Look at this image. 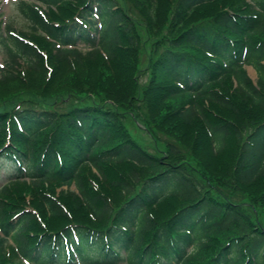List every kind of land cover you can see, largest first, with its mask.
<instances>
[{
    "label": "trees",
    "instance_id": "obj_1",
    "mask_svg": "<svg viewBox=\"0 0 264 264\" xmlns=\"http://www.w3.org/2000/svg\"><path fill=\"white\" fill-rule=\"evenodd\" d=\"M15 5L0 264H264V0Z\"/></svg>",
    "mask_w": 264,
    "mask_h": 264
},
{
    "label": "rangeland",
    "instance_id": "obj_2",
    "mask_svg": "<svg viewBox=\"0 0 264 264\" xmlns=\"http://www.w3.org/2000/svg\"><path fill=\"white\" fill-rule=\"evenodd\" d=\"M15 4H16V0H0V17H2V20H4L5 23L12 21L18 30H23V29L27 30L28 27H26V24L22 20L21 16L18 15ZM144 39H146V37ZM81 48L85 49L84 47H81ZM1 52H2V54H4L2 50H1ZM140 55H141L140 56V65L141 66L139 68L144 70V68L146 66H148L147 62H148V55L149 54L144 51L143 53H140ZM247 71L249 73L251 80L255 82L256 77H257V73L255 71H253L251 68H247ZM145 75L143 74L141 77L143 82H145L147 79L146 78L147 76H145ZM125 121H126V124L128 126L129 132H131L134 139L136 141L140 142L141 144H143V146H144L145 140H146L147 147H148L150 144L149 140H151V138H150L149 134H148V137H145V135L143 133H141L142 131H140V129H137L138 126L141 127V124L139 122L132 121L130 118H126ZM0 184H1V181H0ZM73 188L74 187H72V189ZM60 191L61 190H59V192Z\"/></svg>",
    "mask_w": 264,
    "mask_h": 264
}]
</instances>
